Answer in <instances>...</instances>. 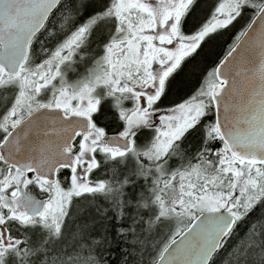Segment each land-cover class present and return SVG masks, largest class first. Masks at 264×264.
I'll list each match as a JSON object with an SVG mask.
<instances>
[{
    "label": "snow or ice",
    "instance_id": "snow-or-ice-1",
    "mask_svg": "<svg viewBox=\"0 0 264 264\" xmlns=\"http://www.w3.org/2000/svg\"><path fill=\"white\" fill-rule=\"evenodd\" d=\"M0 264H264V0H0Z\"/></svg>",
    "mask_w": 264,
    "mask_h": 264
}]
</instances>
